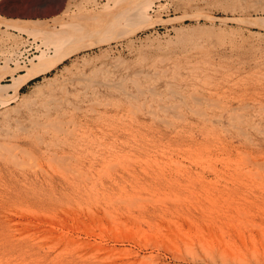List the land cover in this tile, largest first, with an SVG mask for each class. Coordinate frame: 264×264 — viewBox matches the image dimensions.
I'll use <instances>...</instances> for the list:
<instances>
[{"label":"rangeland","instance_id":"rangeland-1","mask_svg":"<svg viewBox=\"0 0 264 264\" xmlns=\"http://www.w3.org/2000/svg\"><path fill=\"white\" fill-rule=\"evenodd\" d=\"M105 2L112 5L114 0H0V15L8 19L15 18L25 21L48 20V24L57 25L58 27L59 23L54 22L56 18L61 17L63 21H71L72 14L81 13L79 10L82 13L89 10L94 12V9L105 5ZM259 5L256 0H155L148 9V14L155 15L161 21L155 23L152 27L138 29L135 33H130L131 36L127 35L117 38L118 40H110L100 45L101 47L93 46L65 59L58 64L57 68H53L45 74L48 77H53L57 73V78L52 82V86H48L42 74L21 86L16 99L11 100L10 104L0 107V129H10L15 133V139L12 140H16L15 142L25 141L27 143L26 147L28 149L34 148V150L32 149L30 152L24 149V152L18 151L17 156H14L17 161H6V170L8 171L1 169L3 160L0 158V264L2 262V264H8L4 262L6 260L3 256H6L5 259L9 258V260L15 261V263L13 261L9 262L7 259L9 264H21V262L26 264H45L44 262L46 264H61L59 263L60 257L69 256V254L76 253V251L82 254L85 252L83 259L78 260L87 262L86 264H131L134 262V257L137 256L124 254L122 255L124 259L113 252L106 251L107 253H103L105 250L93 246L89 247V245H85L86 243L82 239L87 238L90 239L89 241H92L93 238L97 241L104 239L105 242L112 243L114 236L119 235L122 229H124L123 234L121 233L122 236L124 235L123 239L126 238L125 235H128L127 237L132 236L134 241L141 239L140 242L138 241L141 244L137 243L136 250L139 251L140 257H145V259H142L144 262L146 261L144 264H237V262L239 264H254L255 262L264 264V256L261 255L264 250V27L231 19L243 15L264 16V9ZM3 28L1 26L0 30ZM5 29L13 39L8 40L9 43L0 41V50L2 48V51H0L2 59L0 58V61L3 62L6 57L10 56L9 50L13 46L20 48L23 57H27L26 59H31L32 55L33 58L40 53L39 49L43 48L38 39H34L26 32L16 28H4L3 30ZM14 38L21 41L13 44ZM8 46L11 47L6 49ZM64 67L68 69H64ZM66 78L69 80L62 81ZM9 82V76L0 78L2 84ZM59 82H62L64 87L59 86ZM172 85L182 96H185L190 107L180 105L176 110L168 107V109L159 108V106H162L161 104L176 101L170 91ZM136 86H141L144 90L143 93H139ZM151 87L157 93H152L150 91ZM125 90L131 95H127ZM132 95H136V98ZM174 96H178V94ZM192 96L199 98L200 103H196V99L194 98V101ZM203 97L205 100H203ZM200 100H203V102ZM189 108L209 113L208 115L212 117L211 121H204L197 113L191 112ZM222 111H224V114ZM218 112L219 114H217ZM46 115H49L50 118L47 119ZM215 116L218 118L217 120L214 119ZM46 119L56 123L57 126L62 124L63 130L60 129L57 136L49 135L52 130L51 132L46 131L47 133L41 131L42 129L38 123H42ZM197 125H200V127ZM238 126L241 129H238ZM21 128H26L28 132L21 131ZM0 131V140H2L3 136L1 135L4 131ZM37 136L49 145L42 143V145L37 146ZM12 142L14 143V141ZM53 143L56 144L53 145ZM205 147L211 151L207 149L209 151L207 152L206 150L209 154L204 153ZM211 147H215V150ZM127 148L131 151V154ZM136 148L141 149V151ZM53 153L54 155H52ZM240 153L244 154V157L245 154L248 155L249 160L254 159L255 163L253 164L258 162V165L251 166L252 162L250 161L245 162V164L243 162L245 159L241 158ZM121 154H123V158ZM63 155H66L64 157L67 159L60 158V161L63 162H59L57 156L61 157ZM210 155H213V158L217 155L216 158L219 159L214 158L213 160ZM132 156H134L133 159ZM205 158L209 160L203 161ZM192 160H196L195 163ZM24 161H26L25 164ZM31 161L34 163L33 165L30 163ZM212 161H216V164H212ZM27 162L35 168L30 169ZM67 164L68 168L66 167ZM69 167H72L70 169L71 173ZM77 168L78 170L75 173L74 171ZM151 169L155 172L152 173ZM226 169H234L238 173V175L237 173L232 174L236 176V179L233 178L235 182H231L233 179L229 177L231 174L227 173L226 171L229 170ZM161 170H163V173H161ZM166 171L168 175L171 174L172 176L167 177ZM169 171H171L170 174ZM221 171L224 174L226 172V175ZM191 175L194 176L191 177ZM124 178L125 180H123ZM168 178L172 180L169 181ZM115 179L116 181H114ZM239 180H242L240 181L242 184L239 183ZM194 197L198 198L195 199ZM179 200L182 202H178ZM91 202L99 206L93 205ZM132 202L133 204H131ZM78 204L79 206L75 207ZM71 205L73 208L80 210L72 209ZM193 205L194 208L191 207ZM24 206L25 209L30 207L29 210L32 212L25 210ZM90 207L93 211H96V209L100 211L107 210L108 214L116 213L115 209L125 214H138L139 208L145 207L144 210H147L148 214L150 213L151 218L147 217L145 220L147 223L139 219L136 224L139 227L141 226V230L135 231L137 233L129 236L134 232V229L136 230V226L132 227L131 223L127 221H125L126 224H123L111 217L110 220L105 219V217L99 221L96 220V223L95 219L93 220L94 216H89V211L93 213ZM201 207L202 209H198ZM187 209H189V212ZM195 209L202 214L196 212ZM40 210H42V213ZM2 212L3 214H9L7 218L10 219L9 222L11 223L5 222V224L3 222ZM40 213L44 214V219ZM171 213H173V216ZM22 215H27V218ZM47 215L52 219L54 218L53 220L58 219L56 222L58 221L57 223H60V226ZM72 215L75 216V221L72 220ZM86 215L90 220H86ZM16 219H18V222ZM42 219L44 220L43 226L41 225ZM104 220L108 221L110 227L107 228ZM91 221H94V223ZM168 221L171 223L173 221V225ZM114 222L117 224L115 225ZM118 222L121 224L119 225ZM77 223H80L81 226ZM95 224L97 226L94 230ZM34 225H39L37 226L38 230ZM8 226L11 228L7 229ZM48 226H50V229ZM69 226L73 230L75 228L77 230L73 231ZM176 226L178 229H176ZM40 227L42 228L40 229ZM54 227H57V230H55L56 228L53 229ZM100 227L103 232L100 231ZM119 227V232L116 234L118 231L116 229ZM126 227L129 229L127 230ZM197 227L200 231L196 229ZM32 228L36 230L34 231ZM78 228H82V231H78ZM84 228L92 230L89 235V232H86L88 230ZM110 228H113L112 231H110ZM209 228L213 235L210 233L212 236L207 239L210 232ZM48 229L51 230L50 235ZM129 230L132 232H128ZM181 230L185 231L188 236L184 232L182 233ZM56 231H68L73 235L76 233L81 237H79V241L82 240V242L77 241V244L76 242L74 244L66 243V245L63 242L57 249L58 251L56 250L60 257L56 258L53 255L57 252L51 250L52 239L50 242L48 241L53 238L50 236L55 232L52 234L54 236L57 233ZM171 231L174 233L178 231L176 234H179V237L174 233L173 236ZM166 232H169L168 235ZM189 232L194 233L193 236H196L189 237ZM106 234L107 236H105ZM146 234L148 238L150 236L156 238L151 242L152 240L144 238ZM122 236L119 238L122 239ZM213 236L215 237L212 238ZM168 237H171L170 240ZM177 237L180 241L183 240L184 243H181L185 248L181 246L179 240L176 239ZM230 238H233V240ZM200 239L202 240L200 241ZM145 240L147 245H145ZM104 241L103 243H105ZM134 241L131 244H135L136 241ZM175 241L177 242L175 243ZM220 241H222L221 244ZM26 242L28 243L26 244ZM157 242L161 249H159V246L158 248L151 247L152 244L156 245ZM198 242H200V246L203 244L202 251H200L201 247ZM214 242L215 246L213 245ZM239 242L242 244H240L241 246L238 244ZM39 244L40 248L38 247ZM162 244L167 245L162 246ZM243 245L247 248L242 247ZM3 246L5 249H3ZM9 248L10 250L14 249V252L11 251L12 254L9 252ZM204 248H206V251L203 252ZM171 249L175 251L172 250V253ZM191 249H195L196 257ZM47 250H50V253H45ZM208 250L210 251L206 253ZM255 250L256 252H254ZM235 252L239 255H233ZM175 254L178 255L177 258H175ZM262 254L264 255V252ZM21 256H24L22 259L24 261L21 260ZM13 257H17V259ZM116 259L118 262L120 259L121 262L118 263ZM135 263L142 264L143 262L139 261L132 264Z\"/></svg>","mask_w":264,"mask_h":264},{"label":"bare ground","instance_id":"bare-ground-1","mask_svg":"<svg viewBox=\"0 0 264 264\" xmlns=\"http://www.w3.org/2000/svg\"><path fill=\"white\" fill-rule=\"evenodd\" d=\"M107 1V0H106ZM155 2V0H114V3L112 4V5H110V4H108V3H106L105 5H101L102 7H100V8H96V9H94V12H91L92 10H89V11H86V12H83L82 13V11H80L79 10V12H81V13H74V14H72V16H71V14H70V18H71V21H63L62 19H61V17H59V18H56L55 20H54V22L56 23H59V26L57 27V25H51V24H48L47 23V21L48 20H43V21H25V20H22V19H8V18H5V17H3V16H1L0 15V25L1 26H3L4 28H16V29H18V30H20V31H24V32H26L28 35H30V36H33L34 37V39H38L39 40V43H41V45L43 46V48L41 47L40 49H39V51H40V53L39 54H37V55H35L33 58H32V56L30 57L31 59H26L27 57L25 56V57H23V54H22V52L20 51V48H18L17 46H13V47H11V46H8L6 49H8V48H10V50H9V52H10V56L9 57H6L5 59V61H3L2 62V60L0 61V78H2V77H4V76H9L10 77V82L9 83H5V84H2V83H0V107H2V106H6V105H8V104H10V101L11 100H15L16 99V97L18 96V90H19V88L21 87V86H23L24 84H26L28 81H30V80H32L33 78H35V77H37V76H39V75H43V77H44V79H45V82L48 84V86H52V82L57 78V73L56 74H54V76L53 77H48V76H46L45 74L48 72V71H50V70H52L53 68H57V66H58V64L59 63H62L65 59H67V58H69V57H71L72 55H74V54H77L78 52H80V51H82V50H85V49H88V48H91V47H93V46H100V45H102V44H104V43H107V42H109L110 40H118L117 38H121V37H124V36H127V35H130V33H132L133 34V32L135 33V31L136 30H140V29H145V28H149V27H152L155 23H157V22H159V21H161V19H158L157 17H155V15H152V14H148V9H150V7L153 5V3ZM247 2V1H246ZM252 2V1H251ZM254 2V1H253ZM256 2L258 3V4H260L261 5V8L262 9H264V0H256ZM104 3V2H103ZM255 3V2H254ZM78 4V3H77ZM247 4V3H246ZM259 5V6H260ZM86 6V5H85ZM85 8V7H84ZM93 8H94V6H93ZM80 9H81V7H80ZM259 10H261V9H259ZM97 11H100V12H97ZM77 12V11H76ZM196 12V11H195ZM97 13H98V15H97ZM198 13V12H197ZM199 13H201L200 11H199ZM177 17V16H176ZM175 17V18H176ZM69 18V19H70ZM179 18V17H178ZM219 18V17H218ZM217 18V19H218ZM231 18V17H230ZM180 19V18H179ZM231 19H233V20H235V21H238V22H244V23H247V24H250V25H256V26H259V27H264V16H259V15H257V16H237V17H233V18H231ZM49 22V21H48ZM53 24V23H52ZM0 26V27H1ZM3 28V29H4ZM0 30V41H2V42H5V41H7L8 42V40H10L11 41V39H13L12 38V36L10 35V33H8L7 32V30L5 29V30ZM16 36V35H15ZM131 36V35H130ZM14 37V36H13ZM18 37V36H17ZM21 40H16L15 38H14V42H12L13 44H17L18 42H20ZM1 42V43H2ZM37 42V41H36ZM9 43V42H8ZM22 43V42H21ZM39 43H38V46H39ZM6 44V43H5ZM3 45V44H2ZM23 45V44H22ZM37 46V47H38ZM101 47V46H100ZM5 48V47H4ZM0 51H2V48H1V50ZM1 53V52H0ZM0 55H2V54H0ZM6 55V54H5ZM195 55V54H194ZM2 56H0V58H1ZM11 57V58H10ZM84 57V56H83ZM2 59V58H1ZM71 63V62H70ZM64 69H68L67 67H64ZM63 69V70H64ZM106 70V69H105ZM23 71V72H22ZM65 71V70H64ZM63 71V72H64ZM91 71V70H90ZM125 78V77H124ZM67 80H69V79H63L62 81H67ZM136 83V82H135ZM110 85V84H109ZM137 85V84H136ZM175 85V84H174ZM59 86H62V87H64V85H62V82H59ZM176 86V85H175ZM137 87V86H136ZM172 87V89H170V91H171V94H172V96L175 98V102H170L169 104H161L162 106H159V108H161V109H163V108H172V109H174V110H176L177 109V107H180V105H185V106H189V104L186 102V98H185V96L183 95H181V93L179 92V91H177L176 90V88L172 85L171 86ZM54 90V89H53ZM137 90L139 91V93H143V89H142V87L141 86H138L137 87ZM126 91V90H125ZM147 91V90H146ZM152 93H157L156 91H155V89L153 88V87H151V90H150ZM11 92V93H10ZM197 93V92H196ZM126 94L127 95H131L129 92H127L126 91ZM175 94H178V96H174ZM51 95V94H50ZM180 95V96H179ZM193 95V94H192ZM51 97V96H50ZM53 97V96H52ZM132 97H134V98H136V95H132ZM200 97V96H199ZM202 97V96H201ZM192 98L194 99H196V101H195V99H194V101L197 103V102H199V98H197V97H194V96H192ZM242 98V97H241ZM59 99V98H58ZM172 99V98H171ZM178 99V100H177ZM215 99V98H214ZM203 100H205L204 99V97H203ZM203 100H200V101H202L203 102ZM207 100V99H206ZM213 100V99H212ZM48 101V100H47ZM218 101V100H217ZM206 102V101H205ZM209 102V101H208ZM214 102V101H213ZM216 102V101H215ZM67 103V102H66ZM200 103V102H199ZM43 104V103H42ZM45 104V103H44ZM216 104V103H215ZM157 105V104H156ZM217 106H218V104H216ZM116 106V105H115ZM210 106V105H209ZM77 107H79V106H77ZM89 107H91V106H89ZM93 107V106H92ZM91 107V108H92ZM143 107V106H142ZM190 107V106H189ZM211 107V106H210ZM46 108V107H45ZM167 108V109H168ZM189 109H191L190 111L191 112H194V113H197L198 114V116L199 117H201V118H203L204 119V121L206 120V122L207 121H211V118L212 117H210L205 111H199V110H194L193 108H189ZM198 109V108H197ZM201 110V109H200ZM204 110V109H203ZM152 111V110H151ZM164 111V110H163ZM207 111V110H206ZM220 112V111H219ZM219 112L217 113V114H219ZM224 111H222V113H223ZM30 113V112H29ZM226 113V112H225ZM8 114V113H7ZM217 114H216V116H217ZM224 114V113H223ZM215 116V117H216ZM47 119H49L50 117H49V115H46L45 116ZM217 117H219V116H217ZM214 118L215 120H217L218 118ZM223 117V116H222ZM45 120L44 122H42V123H38L39 124V127L42 129L41 131H48V132H51V130H52V132L51 133H49V135H52V136H57L58 134H57V132L58 131H60V129H62V124L60 125V126H57L56 125V123H54V122H52V121H50V120ZM101 119V118H100ZM221 119V118H220ZM219 119V121H221L222 122V120H220ZM55 121V120H54ZM226 121V120H225ZM57 122V121H56ZM203 122V121H202ZM201 122V123H202ZM205 122V123H206ZM217 122V121H216ZM58 123H60L59 121H58ZM200 123V122H199ZM198 123V124H199ZM225 123H227V122H225ZM73 124V123H72ZM109 124V123H108ZM217 124V123H216ZM222 125H223V123H221ZM75 125V124H74ZM195 125V124H194ZM218 125V124H217ZM198 127H200V125H197ZM202 126V125H201ZM194 127H196V126H194ZM202 127H204V126H202ZM73 128V127H72ZM240 127L238 126V129H239ZM241 129V128H240ZM0 130H2V131H4L3 132V135H1V136H3V138H1L2 140H0V158L3 160L2 161V163H1V165H2V167H1V169L2 170H5V171H8V170H6V166H7V162L6 161H10V162H14V160H15V157L17 156V153H18V151L19 152H24V150L25 151H32V149L34 150V148H30V149H28V147H26V142L25 141H18V142H15L16 140H12V139H15V133H13L10 129H8V128H5V129H0ZM31 130V129H30ZM29 130V131H30ZM63 130V129H62ZM64 130H66V129H64ZM21 131H23V132H28L27 130H26V128H21ZM1 132V131H0ZM22 132V133H23ZM177 132V131H176ZM47 133V132H46ZM30 134V133H29ZM196 134H197V132H196ZM28 136V135H27ZM39 136V135H38ZM37 136V142H36V145L37 146H40V145H42V143H44V145L46 144V142H44L41 138H39ZM35 137V136H34ZM174 137V136H173ZM188 138V137H187ZM26 139V138H25ZM12 141H14V143L12 142ZM31 142V141H30ZM56 143H53V145H55ZM116 144V143H115ZM137 144V143H136ZM6 145V146H5ZM31 145H34V144H31ZM46 145H49L48 143L46 144ZM140 145H142V144H140ZM139 145V146H140ZM57 146V145H56ZM72 146H74L73 144H72ZM117 146V145H116ZM131 146H133V145H131ZM136 146V145H135ZM34 147H36V146H34ZM60 147V146H59ZM103 147V146H102ZM137 147V146H136ZM145 147V146H144ZM222 147V146H221ZM5 148V149H4ZM74 148V147H73ZM100 148H101V145H100ZM130 148V147H129ZM132 148V147H131ZM142 148H143V146H142ZM149 148V147H148ZM211 148H213V147H211ZM216 148H218V147H216ZM235 148V147H234ZM24 149V150H23ZM97 149V148H96ZM105 149V148H104ZM121 149V148H120ZM119 149V150H120ZM137 149V148H136ZM140 149V148H139ZM208 150H209V148H207ZM206 149V147H205V149H204V153H207V152H209L208 150ZM214 150H215V147L213 148ZM114 150V149H113ZM127 150H128V148H127ZM138 150V149H137ZM206 150H207V152H206ZM225 150V149H224ZM58 151V150H57ZM60 151V150H59ZM107 151V150H106ZM109 151V150H108ZM115 151V150H114ZM124 151V150H123ZM129 151V150H128ZM138 151H141V149L140 150H138ZM138 151H136L137 153H138ZM147 151V150H146ZM146 151H145V153H146ZM213 151V150H212ZM49 152V151H48ZM211 152V151H210ZM52 153V152H51ZM107 153V152H106ZM116 153H117V151H116ZM124 153V152H123ZM129 153L131 154V151H129ZM144 153V154H145ZM213 153V152H212ZM243 153V152H242ZM31 154V153H30ZM119 154V153H118ZM148 154V153H147ZM150 154V153H149ZM159 154H160V152H159ZM158 154V155H159ZM207 154H209V153H207ZM207 154H205V155H207ZM211 154V153H210ZM241 154V153H240ZM16 155V156H15ZM28 155V154H27ZM50 155V154H49ZM52 155H54V153L52 154ZM105 155V154H104ZM122 155L123 154H121V157H122ZM129 155V154H128ZM133 155V154H132ZM226 155V154H225ZM242 155V154H241ZM15 156V157H14ZM25 156V155H24ZM64 156H66V155H63V156H61V157H58L57 156V158H59L58 160H59V162H63V161H60V158H62V159H67V158H65ZM154 156V155H153ZM161 156V155H160ZM212 158H213V155H210ZM209 156V157H210ZM217 156V155H216ZM216 156L214 157L215 159H217L216 158ZM248 155H246L245 154V157H247ZM14 157V158H13ZM27 157H30V156H27ZM26 157V158H27ZM54 157V156H53ZM56 157V156H55ZM73 157V156H72ZM118 157H119V155H118ZM133 157L134 156H132V159H133ZM219 157H220V155H219ZM244 158L245 159V161H243L244 163L246 162H249L250 160H249V156L247 157V158H245L244 157V154L241 156V158ZM250 157H251V154H250ZM17 158H19V157H17ZM25 158V159H26ZM33 158V157H32ZM34 158H35V154H34ZM56 158V159H57ZM123 158V157H122ZM130 158V157H129ZM135 158L137 159V157H136V155H135ZM148 158H149V156H148ZM161 158V157H160ZM196 158H197V156H196ZM195 158V159H196ZM203 158V157H202ZM214 158H213V160H214ZM242 158V159H243ZM252 158V157H251ZM20 159V158H19ZM49 159H50V157H49ZM52 159H54V158H52ZM140 159V158H139ZM157 159V158H156ZM185 159V158H184ZM186 159H187V157H186ZM185 159V160H186ZM199 159V158H198ZM201 159V158H200ZM219 159V158H218ZM247 159H248V161H247ZM22 160V159H21ZM27 160V159H26ZM46 160H47V158H46ZM55 160V159H54ZM135 160V159H134ZM140 160H142V159H140ZM146 160V159H145ZM158 160H159V158H158ZM202 160V159H201ZM207 160H209L208 158H207ZM206 160V158H205V160L203 159V161H207ZM221 160V159H220ZM254 160V159H253ZM253 160H251L250 162H252L251 163V166L252 165H258L257 163V160H256V164H253V163H255V161H253ZM5 161V162H4ZM15 161H17V160H15ZM34 161H36V160H34ZM53 161V160H52ZM71 161V160H70ZM74 161V160H73ZM193 161V160H192ZM191 161V162H192ZM196 161V160H195ZM195 161H193L194 163H195ZM222 161V160H221ZM227 161V160H226ZM240 161H241V159H240ZM262 161V160H261ZM21 162V161H20ZM25 162L26 161H24V164H25ZM151 162H152V160H151ZM192 162V163H193ZM198 162V161H197ZM209 162V161H208ZM207 162V163H208ZM216 162V161H215ZM215 162H213L212 161V164H214ZM217 162H219V161H217ZM28 164L27 165H29V162H27ZM30 163H32V161L30 162ZM37 163V162H36ZM39 163V162H38ZM68 163V162H67ZM109 163V162H108ZM175 163V162H174ZM193 163V164H194ZM220 163V162H219ZM224 163V162H223ZM229 163V162H228ZM231 163H232V161H231ZM245 163V164H246ZM18 164H20L19 162H18ZM18 164H17V166H18ZM34 163H32V165H33ZM60 164H65V163H60ZM179 164V163H178ZM211 164V163H210ZM216 164V163H215ZM230 164V163H229ZM235 164V163H234ZM244 164V165H245ZM40 165V164H39ZM49 165V164H48ZM55 165H57V164H55ZM108 165V164H107ZM166 165V164H165ZM195 165V164H194ZM196 165H198V164H196ZM232 165H233V163H232ZM248 165V164H247ZM21 166V165H20ZM26 166V165H25ZM78 166V165H77ZM109 166V165H108ZM179 166V165H178ZM207 166V165H206ZM211 166V165H210ZM216 166V165H215ZM223 166H225V165H223ZM240 166V165H239ZM27 167V166H26ZM28 167H30V169L31 168H35L34 166L32 167V166H28ZM36 167H38V166H36ZM59 167V166H58ZM67 168H68V164H67V166H66ZM163 167V166H162ZM165 167V166H164ZM195 167V166H194ZM214 167V166H213ZM218 167V166H217ZM221 167V166H220ZM234 167H235V165H234ZM233 167V168H234ZM237 167V166H236ZM248 167V166H247ZM262 167V166H261ZM261 167H259V168H261ZM263 167H264V165H263ZM54 168V167H53ZM73 168H75V167H73ZM109 168V167H108ZM153 168V167H152ZM169 167H167V169H168ZM208 168H211V167H208ZM215 168V167H214ZM225 168V167H224ZM43 169V168H42ZM57 169V168H56ZM70 169H72V167H69V170ZM170 169V168H169ZM182 169V168H181ZM215 169H217V168H215ZM231 169V168H230ZM230 169H226V170H229V171H226L227 173H229V174H231V175H229V177L230 178H235L236 179V176H235V174L234 175H232L233 173H237L234 169H232V170H230ZM245 169H247V168H245ZM52 170V169H51ZM68 170V171H69ZM76 170H78V168L77 169H75V173H76ZM152 170V169H151ZM164 171H165V168L163 169ZM163 170H161L162 172L161 173H163ZM171 170V169H170ZM209 170H211V169H209ZM218 170V169H217ZM220 170V169H219ZM222 170V169H221ZM243 170V169H242ZM142 171V170H141ZM158 171V170H157ZM65 172V171H64ZM72 171L70 170V173H71ZM73 172V173H74ZM102 172V171H101ZM128 172V171H127ZM130 172V171H129ZM143 172V171H142ZM146 172V171H145ZM152 173L153 172H155L154 170H152L151 171ZM159 172V171H158ZM170 172L171 171H169V174H170ZM192 172V171H191ZM221 172H223V171H221ZM220 172V173H221ZM226 172H225V174H224V172H223V174L224 175H226ZM248 172V171H247ZM254 172H256V170H254ZM260 172V171H259ZM245 173V172H244ZM248 173H250V172H248ZM100 174V173H99ZM155 174V173H154ZM165 174H167V171H166V173ZM189 174V173H188ZM255 174V173H254ZM47 175V174H46ZM63 175V174H62ZM87 175V174H86ZM101 175V174H100ZM120 175V174H119ZM118 175V176H119ZM138 175V174H137ZM149 175V174H148ZM151 175H153V174H151ZM168 175V174H167ZM171 175V174H170ZM170 175H168L167 177H170ZM219 175V174H218ZM237 175H238V173H237ZM74 176H75V174H74ZM133 176V175H132ZM172 176V175H171ZM184 176V175H183ZM194 176V175H193ZM192 175H191V177H193ZM196 176V175H195ZM76 177V176H75ZM111 177V176H110ZM109 177V178H110ZM120 177V176H119ZM123 177H125V176H123ZM204 177H206V176H204ZM214 177V176H213ZM217 177V176H216ZM238 177V176H237ZM249 177V176H248ZM81 178H82V176H81ZM80 178V179H81ZM122 178V177H121ZM120 178V179H121ZM194 178H196V177H194ZM90 179V178H89ZM169 179V181L170 180H172L171 178H168ZM175 179V178H174ZM201 179V178H200ZM213 180H214V178H212ZM79 180V179H78ZM122 180V179H121ZM123 180H125V178L123 179ZM207 180V179H206ZM74 181V180H73ZM82 181V180H81ZM114 181H116V179L114 180ZM177 181V180H176ZM217 181V180H216ZM235 182L234 181V179L233 180H231V182ZM240 181H242V180H239V183H240ZM76 182V181H75ZM82 182H84V181H82ZM113 182V181H112ZM173 182V181H172ZM213 182V181H212ZM40 183V182H39ZM70 183V182H69ZM77 183V182H76ZM166 183V182H165ZM165 183H164V185H165ZM171 183V182H170ZM211 183V182H210ZM78 184V183H77ZM150 184V183H149ZM240 184H242V183H240ZM63 185V184H62ZM69 185V184H68ZM167 185H169L168 183H167ZM171 185V184H170ZM207 186H208V184H206ZM72 187H73V184L71 185ZM76 186H78V185H76ZM210 186V185H209ZM212 186H214V185H212ZM216 186V185H215ZM244 187H246V186H244ZM64 188V187H63ZM78 188V187H77ZM88 188V187H87ZM72 189H75V188H72ZM76 190V189H75ZM95 191V190H94ZM79 192V191H78ZM80 192H81V190H80ZM79 192V193H80ZM191 192V191H190ZM209 192H211V191H209ZM75 193V192H74ZM93 193H95V192H93ZM92 193V194H93ZM194 193V192H193ZM216 194H217V192H215ZM87 194V193H86ZM76 195V194H75ZM79 195V194H78ZM77 195V196H78ZM95 195H98L97 193H95ZM198 195H200V194H198ZM213 195V194H212ZM76 196V197H77ZM84 196V195H83ZM137 196V195H136ZM146 196V195H145ZM176 196V195H175ZM196 196V195H195ZM71 197V196H70ZM73 197H74V195H73ZM79 197V196H78ZM117 197V196H116ZM132 197V196H131ZM134 197V196H133ZM203 197V196H202ZM50 198V197H49ZM55 198V197H54ZM68 198V197H67ZM75 198V197H74ZM81 198H82V196H81ZM137 198V197H136ZM195 199H197L198 197H194ZM204 198V197H203ZM26 199H28V198H26ZM40 199V198H39ZM64 199V198H63ZM72 200H74L73 198H71ZM78 199V198H77ZM118 199V198H117ZM121 199V198H120ZM123 199V198H122ZM140 199V198H139ZM194 199V200H195ZM44 200V199H43ZM69 200V199H68ZM82 200V199H81ZM97 200V199H96ZM102 200V199H101ZM110 200V199H109ZM124 200V199H123ZM122 200V201H123ZM133 200V199H132ZM135 200V199H134ZM184 200H186L185 198H184ZM190 200V199H189ZM213 200V199H212ZM25 201V200H24ZM30 201V200H29ZM34 201V200H33ZM40 201V200H39ZM51 201V200H50ZM53 201V200H52ZM59 201H60V199H59ZM64 201V200H63ZM78 201V200H77ZM83 201H84V198H83ZM98 202H99V200H97ZM125 201V200H124ZM131 201V200H130ZM187 201V200H186ZM197 201V200H196ZM26 202V201H25ZM31 202V201H30ZM70 202V201H69ZM74 202H76V201H74ZM85 202V201H84ZM95 202V201H94ZM165 202V201H164ZM178 202H182V201H178ZM193 202V201H192ZM208 202V201H207ZM41 203V202H40ZM43 203V202H42ZM47 203V202H46ZM135 203V202H134ZM184 203V202H183ZM189 203V202H188ZM196 203V202H195ZM26 204V203H25ZM77 204V203H76ZM91 204H93L92 202H91ZM96 206H99V205H97L96 203H94ZM93 204V205H94ZM122 204V203H121ZM120 204V205H121ZM129 204H130V202H129ZM131 204H133V202L131 203ZM154 204V203H153ZM181 204V203H180ZM179 204V205H180ZM22 205V204H21ZM63 205V204H62ZM83 205V204H82ZM86 205V204H85ZM93 205H92V207H93ZM109 205H110V203H109ZM135 205V204H134ZM162 206L164 205V204H161ZM184 205V204H183ZM208 205V204H207ZM214 205V204H213ZM255 205V204H254ZM43 206H45V205H43ZM64 206H65V204H64ZM72 206V205H71ZM70 206V207H71ZM77 206H79V204L78 205H75V207H77ZM91 206V205H90ZM105 206V205H104ZM111 206V205H110ZM139 206V205H138ZM143 206V205H142ZM145 206V205H144ZM175 206V205H174ZM19 207V206H18ZM18 207H16L17 209H18ZM27 207V206H26ZM59 207V206H58ZM86 207V206H85ZM101 207V206H100ZM100 207H98V208H100ZM102 207H103V205H102ZM108 207V206H107ZM177 207V206H176ZM192 208H194V205L193 206H191ZM213 207V206H212ZM216 207H218V206H216ZM13 208H15L14 206H13ZM29 208L30 207H28V209L27 210H29ZM45 208V207H44ZM62 208V207H61ZM60 208V209H61ZM80 208V207H79ZM82 208H84V207H82ZM88 208V207H87ZM91 208V207H90ZM89 208V209H90ZM94 208H96V207H94ZM144 208L145 207H140L139 208V212H138V214L136 213V214H132V213H129V214H125L124 212H122V211H120V210H117V209H115V212L116 213H113V214H108L107 213V210H97L96 209V211L94 210H92V208H91V211L93 212V213H91L90 211H89V216H91L92 217V215L94 216V218H93V220L97 223V221H99V220H101V219H103L104 217H105V219L107 218V220H110V217L113 219V220H118V221H121V223H123V224H126L127 222H130L131 223V225H132V227H135L136 226V230L134 229L133 231L134 232H132L131 230H132V228H131V230H129L128 232H132L129 236H131L133 233H137V232H135V231H140L141 229H140V227L139 226H137V221L140 219L141 221H144V222H146L145 220L147 219V217H149V218H151V215H150V213L148 214L147 213V210H144ZM155 208V207H154ZM160 208V207H159ZM184 208H186V207H184ZM203 208H204V204H203ZM211 208V207H210ZM209 208V209H210ZM214 208V207H213ZM11 209V208H10ZM22 209V208H21ZM24 209H25V206H24ZM25 209V210H26ZM47 209V208H46ZM72 209H77L78 211L80 210V209H78V208H73V206H72ZM103 209V208H102ZM157 209V208H156ZM165 209V208H164ZM198 209H202V207L201 208H198ZM212 209V208H211ZM51 210V209H50ZM70 210V209H69ZM88 210V209H87ZM158 210V209H157ZM161 210V209H160ZM188 210V212H189V209H187ZM196 210V209H195ZM214 210H216V209H214ZM17 211V210H16ZM29 211H31V210H29ZM35 211V210H34ZM41 211V213H42V210H40ZM60 211V210H59ZM68 211V210H67ZM72 211V210H71ZM82 211V210H81ZM106 211V212H105ZM205 211H207V210H205ZM209 211V210H208ZM219 211V210H218ZM26 212H28V211H26ZM32 212V211H31ZM52 212V211H51ZM61 212V211H60ZM59 212V213H60ZM74 212V211H73ZM77 212V211H76ZM84 212H86V211H84ZM88 212V211H87ZM180 212V211H179ZM185 212V211H184ZM196 212H199V210L197 211L196 210ZM209 212H211V211H209ZM216 212V211H215ZM214 212V213H215ZM17 213V212H16ZM34 213V212H33ZM37 213H39V212H37ZM40 213V214H41ZM45 213H47V212H45ZM69 213H70V211H69ZM200 213V212H199ZM213 213V214H214ZM217 213V212H216ZM232 213V212H231ZM21 214V213H20ZM22 214H23V212H22ZM49 215H50V212L48 213ZM71 214V213H70ZM69 214V215H70ZM73 214V213H72ZM161 214V213H160ZM167 214V213H166ZM172 214V216H173V213H171ZM200 214H202V213H200ZM205 214V213H204ZM8 215L9 214H3V212H2V220H3V222L5 223H11V222H9L10 221V219L9 218H7L8 217ZM12 215H14V214H12ZM44 215V214H43ZM42 214H41V216L43 217V219H44V216H43ZM74 215H76V214H74ZM82 215H83V213H82ZM188 215V214H187ZM218 215H219V213H218ZM18 215L16 214V217H17ZM23 216V215H22ZM27 216V215H26ZM26 216H23V217H25V218H27ZM37 216V215H36ZM46 216V215H45ZM48 216V215H47ZM84 216H85V214H84ZM158 216V215H157ZM168 216V215H167ZM169 216H171L170 214H169ZM168 216V217H169ZM176 216V215H175ZM179 216H181V215H179ZM191 216V215H190ZM194 216V215H193ZM207 216V215H206ZM20 217V216H19ZM23 217H21L22 219H23ZM38 217V216H37ZM36 217V218H37ZM49 217V216H48ZM75 217V216H74ZM74 217H73V215H72V220L74 219ZM79 217H81V216H79ZM86 217H87V215H86ZM178 217V216H177ZM210 217V216H209ZM218 217H221V216H218ZM15 218V217H14ZM29 218V217H28ZM32 218V217H31ZM30 218V219H31ZM34 218V217H33ZM35 218V220H37ZM46 218V217H45ZM50 218V217H49ZM58 218V217H57ZM60 218V217H59ZM69 218V217H68ZM76 218H78V216H76ZM173 218V217H172ZM175 218V217H174ZM190 218V217H189ZM200 218V217H199ZM13 219V218H12ZM11 219V220H12ZM42 219V226H43V220ZM50 219H52V217L50 218ZM50 219H49V221H50ZM54 219V218H53ZM52 219V220H53ZM62 219V218H61ZM83 219V218H82ZM89 218L87 217V219L86 220H88ZM171 219V218H170ZM179 219V218H178ZM183 219V218H182ZM185 219V218H184ZM193 219V218H192ZM195 219V218H194ZM17 220V222H18V219H16ZM21 220V219H20ZM35 220H34V222H35ZM51 220V221H52ZM56 220H58V219H56ZM56 220H53V222L54 223H56V224H59V226H60V223H57L56 222ZM71 220V219H70ZM71 220V221H72ZM85 220V221H86ZM90 220V219H89ZM97 220V221H96ZM106 220V221H107ZM156 220V219H155ZM158 220V219H157ZM172 220V219H171ZM170 220V221H171ZM180 220V219H179ZM189 220V219H188ZM212 220V219H211ZM48 221V220H47ZM67 221V220H66ZM74 221H75V219H74ZM94 221L92 222V223H94ZM105 220H104V223H105V225L107 226V228L108 227H110L109 226V224H108V221L106 222ZM125 221H127L126 223H125ZM164 221H165V218H164ZM164 221H162V222H164ZM170 221H168V222H170ZM185 221L186 222H188L186 219H185ZM200 221V220H199ZM206 221V220H205ZM210 221V220H209ZM23 222V221H22ZM29 222H31L30 220H29ZM40 222V223H41ZM46 222V221H45ZM52 222V223H53ZM78 222V221H77ZM158 222H159V220H158ZM214 222V221H213ZM5 223V224H6ZM50 223V222H49ZM67 223V222H66ZM76 223V222H75ZM110 223V222H109ZM115 223V222H114ZM121 223H119L118 222V224L120 225ZM147 223V222H146ZM155 223H156V221H155ZM171 223V222H170ZM183 223H185V222H183ZM250 223V222H249ZM19 224V223H18ZM37 224H39V223H37ZM55 224V225H56ZM78 224V223H77ZM88 224H90V222H88ZM98 224H100L99 222H98ZM117 223H115V225H116ZM157 224V223H156ZM172 225H173V221H172V223H171ZM20 225V224H19ZM25 225V224H24ZM23 225V226H24ZM32 225V224H31ZM54 225V226H55ZM62 225V224H61ZM64 225V224H63ZM68 225H70V224H68ZM67 225V226H68ZM78 225H80L81 226V224L79 223ZM111 225V224H110ZM150 225V224H149ZM157 225H159V224H157ZM167 225V224H166ZM179 225H180V222H179ZM178 225V226H179ZM188 225V224H187ZM200 225V224H199ZM203 225V224H202ZM223 225V224H222ZM244 225V224H243ZM253 225V224H252ZM13 226H15V225H13ZM18 226V225H17ZM22 226V227H23ZM37 226H39V225H37ZM36 225H34V227L37 229L38 227H37ZM45 226H47V225H45ZM95 226H97L96 224L94 225V230H95ZM99 226V225H98ZM102 226H104V225H102ZM129 226H130V224H129ZM148 226V225H147ZM146 226V227H147ZM155 226V225H154ZM168 226V225H167ZM189 226V225H188ZM204 227H205V225H203ZM208 226H210V225H208ZM220 226V225H219ZM225 226V225H224ZM9 227L10 226H8L7 227V229H9ZM16 227V226H15ZM33 227V228H34ZM49 227V229H50V226H48ZM65 227V226H64ZM75 227H78V226H75ZM88 227L89 228H92L91 226H89L88 225ZM105 227V226H104ZM103 227V228H104ZM122 227V226H121ZM127 227H128V224H127ZM127 227H126V229H127ZM131 227V226H130ZM193 227V225L191 226V228ZM196 227V226H195ZM201 227V226H200ZM199 227V228H200ZM213 227V226H212ZM216 227V226H215ZM11 228V227H10ZM14 228V227H13ZM17 228V227H16ZM24 228V227H23ZM28 228V227H27ZM26 228V229H27ZM32 228V229H33ZM42 227H40V229H41ZM56 228V229H55ZM69 228L71 229V230H73L72 229V227H70L69 226ZM74 228V227H73ZM87 228V227H86ZM97 228H99V227H97ZM101 228V227H100ZM123 228V227H122ZM121 228V229H122ZM143 228H145L144 226H143ZM150 228V227H149ZM162 228H163V226H162ZM161 228V229H162ZM181 228V227H180ZM190 228V229H191ZM207 228V227H206ZM205 228V229H206ZM36 229H33L34 231L36 230ZM39 229V230H40ZM43 229H46V228H43ZM42 229V230H43ZM48 229V230H49ZM52 229V228H51ZM53 229H55V230H57V227H54ZM65 229H66V227H65ZM69 229V230H70ZM82 229V228H81ZM81 229H79L78 228V231L80 230V231H82ZM85 229V228H84ZM105 229V228H104ZM112 229L113 228H110V231H112ZM119 229H120V227L119 228H117L116 230H118L117 232H116V234L119 232ZM129 229V228H128ZM127 229V230H128ZM156 229V228H155ZM155 229H153L154 231H155ZM164 229V228H163ZM176 229H178L177 228V226H176ZM186 229V228H185ZM197 230H198V227L196 228ZM38 230V229H37ZM47 230V231H48ZM66 230H68V229H66ZM70 230V231H71ZM75 230H77V228H75ZM75 230H73V231H75ZM85 230H88V229H85ZM92 230H93V228H92ZM92 230H88V231H86L87 233H88V235L90 234V231H92ZM96 230H100V229H96ZM107 230V229H106ZM106 230H104V231H106ZM124 229H122V231H123ZM126 230V231H127ZM165 230V229H164ZM169 230V229H168ZM180 230V229H179ZM204 230V229H203ZM11 231V230H10ZM32 231V230H31ZM60 231H61V228H60ZM58 232V231H56L57 233L54 235V236H52V234H54V233H52L51 234V236L50 237H53V238H50L48 241L50 242V240L52 239V241H51V250L54 252V251H56L58 248H59V246L63 243V242H65V245H66V243H73L74 244V242H76V244L78 243L77 241H79V239L81 238L80 236H78V235H76V233L73 235V234H71V232L70 233H68V231L67 232ZM98 231H96V232H98ZM101 232H103V230H102V228H101V230H100ZM122 231L119 233V235L117 234V235H115L114 236V239H112L113 240V242L112 243H107V242H105L104 241V239H101V240H93L92 239V241H89L87 238H82V239H84L83 241L86 243H84L85 245H89V247L90 246H93V247H96L97 249L98 248H100V249H103V250H105L103 253H105L106 251L107 252H113V253H115V254H119L120 256H122V255H131L132 254V256H137L136 258L134 257V262H139V261H141V262H143L142 264H144L145 262L142 260V259H145V257L143 256V257H140L139 256V251L138 250H136V247L138 246L137 245V243H139L140 241L139 240H141L140 238H139V242L137 241V240H135L136 241V246H135V244H131V242L132 241H134V239H132L133 237L131 236V237H127L128 235H125L126 236V238H124L123 239V236L121 235V233H122ZM161 231V230H160ZM163 231V230H162ZM174 231V230H173ZM188 231V230H187ZM191 231V230H190ZM194 231H195V228H194ZM198 231H200V230H198ZM209 231H210V228H209ZM214 231V230H213ZM218 231V230H217ZM5 232V231H4ZM16 232V231H15ZM14 232V233H15ZM41 232V231H40ZM46 232V231H45ZM50 232H51V230H49V235H50ZM114 232V231H113ZM113 232H111V233H113ZM156 232V231H155ZM172 232V231H171ZM178 232V231H177ZM176 232V233H177ZM181 232L183 233H185V231H183V230H181ZM206 232H208L207 230H206ZM227 232V231H226ZM231 232H233V231H231ZM234 232H235V230H234ZM233 232V233H234ZM246 232V231H245ZM12 233V232H11ZM17 233V232H16ZM28 233V232H27ZM35 233H37V232H35ZM47 233V232H46ZM74 233V232H73ZM81 233V232H80ZM86 233V234H87ZM95 233V231L93 232V234ZM115 233V232H114ZM125 234L127 233V232H124ZM167 233V232H166ZM169 233V232H168ZM168 233H167V235H168ZM174 232H172V234H173ZM176 233H174V234H176ZM190 233V232H189ZM201 233H203V232H201ZM212 234V232L210 231L209 233H208V237H207V239H209L210 238V236H212L211 234ZM247 233V232H246ZM41 234V233H40ZM42 234H44L43 232H42ZM85 234V235H86ZM99 234V233H98ZM98 234H96V236H98ZM123 234V233H122ZM127 234H129V233H127ZM174 234H173V236H174ZM186 234V233H185ZM192 234V232L190 233V235ZM194 234V233H193ZM193 234H192V236H190L189 235V237H195L196 235H194L193 236ZM199 234H200V232H199ZM199 234H197L198 236H199ZM204 234V233H203ZM210 234V235H209ZM215 234L217 235V233H216V231H215ZM235 235H236V232L234 233ZM12 235V234H11ZM15 235H17V234H15ZM21 235V234H20ZM30 235H32V234H30ZM35 235V234H34ZM83 235V234H82ZM99 235H102L101 233L99 234ZM135 235H137V234H135ZM140 235V234H139ZM150 235H151V233H150ZM162 235H163V232H162ZM170 235V234H169ZM177 236L179 235V234H176ZM187 236H188V234H186ZM225 235V234H224ZM10 236V235H9ZM28 236V235H27ZM38 236V235H37ZM103 236H104V233H103ZM105 236H107V234L105 235ZM113 236V235H112ZM118 236V237H117ZM120 236H122V239L121 238H119ZM134 236V235H133ZM145 236V235H144ZM143 236V237H144ZM165 236H166V234H165ZM164 236V237H165ZM172 236V235H171ZM230 236H232L231 234H230ZM240 236H241V234H240ZM259 236V235H258ZM11 237V236H10ZM9 237V238H10ZM25 237V236H24ZM39 237V236H38ZM80 237V238H79ZM86 237V236H85ZM89 237V236H88ZM93 237H95V236H93ZM99 237V236H98ZM108 237H111V236H108ZM139 237V236H138ZM142 237V239H144V238H148L147 237V234H146V237H144L143 238ZM160 237V236H159ZM176 237V236H175ZM179 237V236H178ZM176 238V239H178L179 240V238ZM181 237V236H180ZM215 236H213L212 238H214ZM217 237V236H216ZM19 238V237H18ZM23 238V237H22ZM31 238H32V236H31ZM104 238V237H103ZM106 238V237H105ZM135 238V237H134ZM156 237H152V236H150L148 239H150V240H152L151 242H153V240L155 239ZM161 238V237H160ZM171 238V237H170ZM170 238L168 237V239L170 240ZM182 238H183V235H182ZM198 238V237H197ZM196 238V239H197ZM234 238V237H233ZM233 238L231 239V240H233ZM258 238V237H257ZM15 239V238H14ZM37 239V238H36ZM111 239V238H110ZM136 239V238H135ZM138 239V238H137ZM147 239V240H148ZM174 239V238H173ZM175 239V240H176ZM239 239H240V237H239ZM7 240V239H6ZM33 240V239H32ZM38 240V239H37ZM106 240H108V239H106ZM132 240V241H131ZM202 239H200V241H201ZM30 241V240H29ZM36 241V240H35ZM103 241L105 242V243H103ZM134 241V242H135ZM164 241V240H163ZM173 241V240H172ZM183 240H179V243H181ZM185 241V240H184ZM205 241H208V240H205ZM210 241L212 242V240L210 239ZM214 241V240H213ZM215 241H217V240H215ZM230 241V240H229ZM240 241V240H239ZM248 241V240H247ZM246 241V242H247ZM9 242V241H8ZM17 242V241H16ZM30 242H32V241H30ZM44 242H45V240H44ZM48 242V243H49ZM82 242V240L81 241H79V243H81ZM109 242H111V241H109ZM129 243V244H127V243ZM142 242H143V240H142ZM158 242L160 243V241H159V239H158ZM157 242V243H158ZM177 241H175V243H176ZM196 242V244H197V240L195 241ZM209 242V241H208ZM221 242L222 241H220V244H221ZM241 242H242V240H241ZM260 242V241H259ZM13 243V242H12ZM17 243H19V242H17ZM16 243V244H17ZM28 242H26V244H27ZM46 243V242H45ZM44 243V244H45ZM157 243H156V245H157ZM159 243H158V245H157V247H156V245L154 244H152V246L151 247H153V246H155V248H158V246H159ZM164 243V242H163ZM182 243H184V242H182ZM182 243H181V246L183 247V245H182ZM257 243V242H256ZM262 243V242H261ZM14 244V243H13ZM139 244H141V243H139ZM187 244H189L188 242H187ZM198 244H199V246H200V242H198ZM205 244V243H204ZM213 244V243H212ZM211 244V245H212ZM237 244V243H236ZM239 245L241 244L240 242L238 243ZM237 244V245H238ZM251 244V243H250ZM9 245H11V244H9ZM21 245V244H20ZM30 245V244H29ZM32 245V244H31ZM30 245V246H31ZM67 245H69V244H67ZM71 245V244H70ZM83 245V244H82ZM145 245H147V243H146V240H145ZM164 245H167V244H162V246H164ZM210 245V246H211ZM214 246H215V242H214V244H213ZM242 245V244H241ZM240 245V246H241ZM40 246V244L38 245V247ZM45 246V245H44ZM75 246V245H74ZM188 246V245H187ZM190 246H191V243H190ZM202 246H203V244L200 246L201 247V250L200 251H202ZM213 246V248L215 249V247ZM218 246V245H217ZM261 246H263V245H261ZM7 247V246H6ZM11 248H12V246H10ZM13 247H15V246H13ZM17 247H18V245H17ZM62 247V246H61ZM60 247V248H61ZM72 247V246H71ZM76 248H77V246H75ZM141 247V246H140ZM143 247V246H142ZM160 247V246H159ZM170 247V246H169ZM181 247V248H182ZM189 247V246H188ZM187 247V248H188ZM200 247H198V248H200ZM223 247V246H222ZM238 247V246H237ZM242 247H245L244 245L242 246ZM264 247V246H263ZM16 248V247H15ZM19 248V247H18ZM23 248V247H22ZM25 248V247H24ZM30 248V247H29ZM40 248V247H39ZM75 248V249H76ZM147 248V247H146ZM145 248V249H146ZM171 248H173V247H171ZM183 248H185V246L183 247ZM210 248V247H209ZM212 248V249H213ZM224 249H226V247H223ZM245 248H247V247H245ZM3 249H5V247L3 246ZM21 249V248H20ZM42 249V248H41ZM49 249V248H48ZM82 249H83V247H82ZM143 249V248H142ZM159 249H161V247L159 248ZM197 249V248H196ZM208 249V248H207ZM243 250H244V248H242ZM258 249V248H257ZM14 250V249H13ZM13 250H10V248H9V252L11 253V251H13ZM23 250V249H22ZM43 250V249H42ZM71 250V249H70ZM77 250H79V249H77ZM88 250V249H87ZM91 250H93V249H91ZM140 250V249H139ZM152 250V249H151ZM168 251H169V249H167ZM167 250H165V251H167ZM175 251L174 249H171L170 251L173 253V251ZM191 250H193L192 252H194L195 251V249H191ZM211 250V249H210ZM210 250H208L206 253H208ZM262 250V249H261ZM7 251H8V247H7ZM20 251V250H19ZM28 251H31V250H28ZM51 251V252H52ZM58 251V250H57ZM56 251V252H57ZM81 251H83V250H81ZM147 251V250H146ZM158 251V250H157ZM161 251V250H160ZM177 251V250H176ZM204 251H206V248H204V250H203V252ZM213 251V250H212ZM229 251V250H228ZM248 251H250V250H248ZM14 252V251H13ZM25 252V251H24ZM33 253H34V251H32ZM79 252H80V250H79ZM106 252V253H107ZM192 252H191V254H192ZM254 252H256V250L254 251ZM253 252V253H254ZM263 252H264V250H263ZM263 252H261V255L262 256H264L262 253ZM20 253V252H19ZM19 253H17V254H19ZM21 253H22V251H21ZM45 253H50V250H47V251H45ZM95 253H97L96 251H95ZM148 253V252H147ZM217 253V252H216ZM251 253V252H250ZM2 254V253H1ZM3 254H5L4 252H3ZM12 254V253H11ZM14 254V253H13ZM16 254V255H17ZM26 254V253H25ZM84 254H85V252H84ZM84 254H82V253H78L77 251H76V253L74 252V253H71V254H69V256H66V257H63V258H61L60 257V255H59V253L57 252V253H55L53 256L54 257H56V258H58V257H60V259H59V263H61V264H86L87 262H82L81 260H78V259H83V257H84ZM99 254V253H98ZM133 254H135V255H133ZM177 254V253H176ZM175 254V258H177L178 257V255H176ZM195 254H196V252H194V256H195ZM231 255H232V252L230 253ZM238 253H236L235 252V254L233 253V255H237ZM256 254H258V253H256ZM7 255H9L8 253H7ZM15 255V256H16ZM20 255V254H19ZM100 255H102V254H100ZM99 255V256H100ZM104 255V254H103ZM102 255V256H103ZM199 255V254H198ZM239 255V254H238ZM237 255V256H238ZM240 255H243V254H240ZM250 255H252V254H250ZM1 256H3V255H1ZM18 256V255H17ZM50 256H51V254H50ZM87 256H88V253H87ZM110 256V254L108 255V257ZM119 256V257H120ZM165 256V255H164ZM173 256H174V254H173ZM192 256V255H191ZM223 256V255H222ZM6 257V256H5ZM5 257L3 256V258H4V260H6V261H4V262H7L8 264H9V262H11V261H13V260H9V258H7L8 260H9V262L7 261V259H5ZM7 257H9V256H7ZM10 257H12L11 255H10ZM24 257V256H23ZM23 257L21 256V260L23 259ZM98 257V256H97ZM107 257V256H106ZM115 257V256H114ZM123 257V256H122ZM122 257H120L121 259H122ZM125 257H127V256H125ZM147 257V256H146ZM196 257V256H195ZM213 257V256H212ZM224 257V256H223ZM233 257H236V256H233ZM254 257H255V255H254ZM257 258H258V256H256ZM14 259H17V257L15 258V257H13ZM50 258V257H49ZM124 258V257H123ZM220 258H221V256H220ZM225 258V257H224ZM232 258V257H231ZM239 258H242V257H239ZM239 258H237V259H239ZM245 258H247L246 256H245ZM245 258H244V261H245ZM251 258V257H250ZM264 258V257H263ZM1 259V258H0ZM25 259V258H24ZM35 259V258H34ZM37 259V258H36ZM111 259H113V258H111ZM118 259V258H117ZM116 259V260H117ZM125 259V258H124ZM127 259H129V258H127ZM133 259V258H132ZM147 259V258H146ZM182 259V258H181ZM222 259V258H221ZM26 260V259H25ZM41 260V259H40ZM110 260V259H109ZM114 260V259H113ZM115 260V261H116ZM153 260V259H152ZM18 261H19V259H18ZM22 261H24V260H22ZM29 261H30V259H29ZM33 262H34V260H32ZM47 261V260H46ZM122 261H124L123 259H122ZM133 261V260H132ZM132 261H130V262H132ZM151 261V260H150ZM207 261V260H206ZM241 261V260H240ZM254 261V260H253ZM258 261H259V259H258ZM263 261V260H262ZM14 263H15V261H13ZM16 262H17V260H16ZM20 262V261H19ZM35 262H37V261H35ZM112 262V261H111ZM117 262H118V260H117ZM119 262H121V260L119 259ZM118 262V263H119ZM134 262H132V263H134ZM224 262V261H223ZM226 262H228V261H226ZM242 262V261H241ZM3 263V262H2ZM1 263V264H2ZM26 264L25 262H21V264ZM45 264H46V262H44ZM131 263V264H132ZM152 263H153V261H152ZM188 263V262H187ZM199 263V262H198ZM225 263V262H224ZM247 263H248V261H247ZM256 263V262H255ZM254 263V264H255ZM6 264V263H5ZM12 264V263H11ZM18 264V263H17ZM29 264V263H28ZM49 264V263H48ZM53 264V263H52ZM115 264V263H114ZM120 264V263H119ZM135 264H137V263H135ZM149 264V263H148ZM154 264V263H153ZM160 264V263H159ZM170 264V263H169ZM231 264V263H230ZM237 264H239L238 262H237ZM244 264V263H243ZM251 264V263H250ZM257 264V263H256Z\"/></svg>","mask_w":264,"mask_h":264}]
</instances>
